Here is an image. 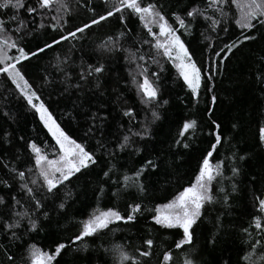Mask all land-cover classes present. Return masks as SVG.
<instances>
[{
  "label": "snow or ice",
  "instance_id": "1",
  "mask_svg": "<svg viewBox=\"0 0 264 264\" xmlns=\"http://www.w3.org/2000/svg\"><path fill=\"white\" fill-rule=\"evenodd\" d=\"M81 14L85 19L79 24L69 23ZM113 19L117 27L89 52L85 48L89 33ZM132 19L139 23L136 32L128 27ZM196 32L202 40L189 39ZM261 38L264 0H0V80L12 86L5 91L25 103L52 141L18 137L29 153L27 160L19 151L0 153V264H59L58 258L69 249L91 255L92 264H152L154 256L156 264H209L197 245L198 230L208 210L218 208L213 231L204 239L206 246H217L227 231L225 219L234 194L243 183L244 163L251 158L239 146L240 125L232 123L226 131L223 122L213 118L216 80L236 51ZM61 46L55 63L50 62L52 72L37 85L26 65ZM118 58L124 62L126 90L134 92L136 100L129 103L124 93L113 88L117 118L99 100L106 92L109 62ZM161 60L175 69L191 111L179 122L165 156L145 155L153 126L169 104L163 98ZM53 73L61 78L60 95L76 94L73 107L81 114L83 128L73 112L56 113L51 108V94L46 96L44 88ZM251 78L264 101V55L253 54ZM202 91L210 95L203 113L198 108ZM88 93L97 100L95 110L85 99ZM2 116L6 121L13 118L9 112ZM69 124L77 125L78 131H71ZM253 136L264 152V103ZM197 140L199 157L192 177L163 202L149 207L150 175L162 170L167 156L183 159ZM0 144H13V133L6 128H0ZM225 148L228 154L223 155ZM121 154L142 160L139 166L120 165ZM97 168L101 176L94 206L83 218L72 219L76 230L54 247L33 240V234L44 231L53 211L67 212L74 199L73 181ZM258 183L264 184V177H248L252 211L237 230L241 252L235 264H264V187L257 188ZM121 199L126 203L123 211ZM141 219L174 231L178 238L160 241L150 228L143 229L138 243L116 238L121 225L128 227ZM221 264H230V258Z\"/></svg>",
  "mask_w": 264,
  "mask_h": 264
},
{
  "label": "trees",
  "instance_id": "2",
  "mask_svg": "<svg viewBox=\"0 0 264 264\" xmlns=\"http://www.w3.org/2000/svg\"><path fill=\"white\" fill-rule=\"evenodd\" d=\"M99 3V0H94ZM168 0H166V3ZM182 3H187V0H181ZM100 9H98L99 11ZM85 17L81 14L71 19L70 24H79ZM117 27L115 19L106 22L101 26L94 27L89 33L90 39L86 42L85 48L90 52L91 49L99 43L100 39L107 33H111ZM128 27L133 29V32L139 30V23L132 19L128 23ZM51 35V33H50ZM47 39V37H42ZM189 39H201L199 33H194V37ZM64 46L51 51L41 56L39 60H34L26 65V71L30 79L34 80L37 85L41 83V77L52 72L50 62L55 63L54 57L58 52L63 50ZM253 54L264 55V38H261L252 43L246 44L226 62V67L221 75L216 80V95L218 97L215 108V116L223 122L225 130H231L232 123H238L240 127L236 132L239 146L246 149L251 158L244 163L245 176L242 177L243 183L240 189L234 194L233 207L230 214L225 219L227 231L222 233V238L218 239L217 246L211 248L204 244L205 237L213 231L212 224L215 222L216 215L219 209H209L206 213V221L198 230L197 245L202 248L204 259L209 261V264H221L222 259H229L230 264H235L238 255L241 252V238L238 234V229L246 221L250 219L249 213L251 209V186L248 184V177L257 174L258 177H264V152L260 151L254 140V124L257 118L258 111L264 103L259 97L257 87L251 78L253 68ZM110 69L104 77L106 92L100 103H107L109 110L113 112V116L118 118L116 105L113 103L115 94L112 93L113 88H117L119 92L124 93L129 103H135L134 92L126 90L125 81L126 71L124 62L119 58L116 61H110ZM164 71L161 74L163 98L169 100V104L161 111L162 119L153 126L152 139L147 143V154L165 156L168 144L178 130V124L181 119L188 115L191 111V105L187 103L186 89L182 87V81L177 79L175 69L169 64L161 60ZM155 70V66H153ZM119 77V80H117ZM52 81L44 88L45 95L51 94V108L54 112H73L77 116L79 128H83V120L78 110L74 109L73 101L76 100V94L60 95L63 91V86L60 84L59 75L53 73L49 77ZM11 85L0 80V128H6L13 133V144L11 146L0 144V153H13L19 151L22 158L27 160L29 153L25 149V144L17 138L23 136L25 140L35 139L38 143L47 141L52 143L51 138L47 135L46 130L38 122V118L30 109L25 107V103L17 100L9 94L5 89H11ZM99 96V93H97ZM184 98L183 100L181 98ZM85 99L88 103L94 105L97 100L88 93ZM210 103V95L206 91H202L199 111L203 113ZM87 106V105H85ZM9 112L13 117L6 121L2 113ZM141 114V119L143 118ZM65 122L68 118L65 117ZM112 125H110V129ZM69 129L73 132L78 131L77 125L69 124ZM94 143V142H93ZM200 141L197 140L193 145V149L184 156L183 159H177L173 156H167L162 165V170L153 172L149 179L152 185L151 193L148 198L149 207L152 203L163 202L164 197H170V194L179 189L182 184L186 183L193 175L199 152L196 151ZM223 155L228 154L226 148L221 149ZM142 160L141 157H133L129 159L125 154L120 155L119 164H135L139 166ZM165 172L167 174H165ZM101 176L99 168L94 169L91 173L81 176L78 180H74L70 187L74 193V199L70 202L67 212H61L59 215L55 211L51 214V219L44 222V231L39 234H33L32 239L37 241L41 246L48 248L54 247L57 241H62L64 237L76 230L72 223L73 218H83L84 214L94 206L96 193L95 185ZM264 187V184H257V188ZM109 205L113 201H108ZM119 207L123 211L126 208V203L123 199L119 202ZM52 205H49L51 208ZM147 215V214H146ZM121 232L116 233L117 239L130 238L139 242L138 237L143 234L144 228L153 230V234L158 240H167L171 242L173 238H178L176 233L171 230H162L158 226H154L150 221L141 219L134 225L125 227ZM160 249H156L159 252ZM59 264H92L93 257L88 254H78L71 249L65 251L62 257L58 258ZM152 264H156V258L153 257Z\"/></svg>",
  "mask_w": 264,
  "mask_h": 264
}]
</instances>
